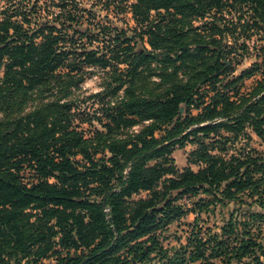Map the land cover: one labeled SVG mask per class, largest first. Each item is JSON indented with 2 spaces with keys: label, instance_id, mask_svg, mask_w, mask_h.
<instances>
[{
  "label": "trees",
  "instance_id": "trees-1",
  "mask_svg": "<svg viewBox=\"0 0 264 264\" xmlns=\"http://www.w3.org/2000/svg\"><path fill=\"white\" fill-rule=\"evenodd\" d=\"M104 1L133 26L76 0L0 6V264H264V0ZM95 66L102 89L75 98ZM215 204L222 225L163 245Z\"/></svg>",
  "mask_w": 264,
  "mask_h": 264
},
{
  "label": "rangeland",
  "instance_id": "rangeland-1",
  "mask_svg": "<svg viewBox=\"0 0 264 264\" xmlns=\"http://www.w3.org/2000/svg\"><path fill=\"white\" fill-rule=\"evenodd\" d=\"M80 3L81 6H84L85 8L91 9V12L94 13V16H96V20L102 19V21H108L109 19L112 20V22L115 23L117 26H124L127 24V26L131 27L133 26V21L130 19L129 13H124L122 15L115 16L114 13L107 12L103 9L102 4L105 2L104 0H76ZM4 0H0V6L3 4ZM41 14H44L42 12ZM125 21V24L123 21ZM124 24V25H123ZM255 36L248 42L250 45L249 53L245 56L244 61L236 66L234 74H238L241 70L244 69H254V73L251 77L245 78L244 83L242 86L243 92L250 91L251 85L254 83L255 80H258L261 77L260 71H255V62H259L261 59H259V48L262 46V42L258 41L255 42ZM253 44H256V48L253 47ZM137 48L140 49L141 43H137ZM264 54V53H262ZM264 55H261L263 57ZM259 64V63H258ZM260 70H264V66L262 65ZM102 75L103 71L95 66L86 68V73L84 75V80L80 83L79 87L74 89L72 88L73 96L78 98L79 100H87V97L91 94L98 92L102 89ZM88 101V100H87ZM92 101V100H89ZM251 134V133H250ZM252 140L249 143L250 147L256 148L258 151L262 152L264 154V142H261L255 135L251 134ZM195 146L193 144L186 143L181 148H175L172 157L175 161V166L181 170L184 167L188 166V163L186 162V155L187 153L194 149ZM193 169H196V167L192 166ZM204 197L205 195H201ZM195 197L192 198H184L182 200V203L190 207L192 200H194ZM231 211V204H215L210 207L208 212H202V213H189L185 217H183L180 221H176L172 224H170L166 231L162 234V242L164 246H177L179 243L185 242L186 232L188 231L189 227L188 224L190 222H193V220L198 218L197 222L199 226H209L211 228L216 229L218 226L222 225L224 221L229 216V213ZM179 240V241H178ZM42 264H52L51 259H46L43 261Z\"/></svg>",
  "mask_w": 264,
  "mask_h": 264
}]
</instances>
